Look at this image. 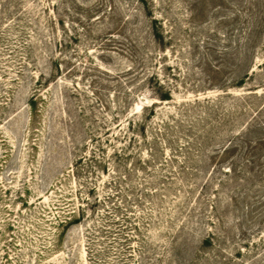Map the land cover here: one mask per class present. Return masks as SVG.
Returning a JSON list of instances; mask_svg holds the SVG:
<instances>
[{
    "label": "rangeland",
    "instance_id": "374dc122",
    "mask_svg": "<svg viewBox=\"0 0 264 264\" xmlns=\"http://www.w3.org/2000/svg\"><path fill=\"white\" fill-rule=\"evenodd\" d=\"M0 264H264V0H0Z\"/></svg>",
    "mask_w": 264,
    "mask_h": 264
},
{
    "label": "trees",
    "instance_id": "16d2710c",
    "mask_svg": "<svg viewBox=\"0 0 264 264\" xmlns=\"http://www.w3.org/2000/svg\"><path fill=\"white\" fill-rule=\"evenodd\" d=\"M155 22V21H154ZM158 36V35H157ZM169 95H164V97L162 99H168Z\"/></svg>",
    "mask_w": 264,
    "mask_h": 264
}]
</instances>
